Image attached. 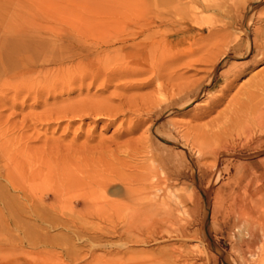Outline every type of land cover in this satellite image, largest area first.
<instances>
[{"label":"rangeland","instance_id":"rangeland-1","mask_svg":"<svg viewBox=\"0 0 264 264\" xmlns=\"http://www.w3.org/2000/svg\"><path fill=\"white\" fill-rule=\"evenodd\" d=\"M102 1L0 0V264H161L178 254L196 264H264V125L251 119L264 101V60L245 52L254 40L262 43L264 0ZM85 4L120 8L126 21L152 19L118 49L173 31L176 50L237 38L243 55L231 51L211 82V67L195 65L178 67L184 79L155 83L145 74L71 84L64 72L102 51L83 50L66 24L67 14ZM208 6L219 12L220 35L184 24L191 10ZM247 28L253 34L246 36ZM184 82L201 85L199 98L152 125L154 107ZM183 136L202 145L201 154L171 145L184 148ZM151 154L161 166L151 164ZM162 169L171 187L192 198L169 215H150L164 206L144 196L154 174L166 187Z\"/></svg>","mask_w":264,"mask_h":264},{"label":"bare ground","instance_id":"bare-ground-1","mask_svg":"<svg viewBox=\"0 0 264 264\" xmlns=\"http://www.w3.org/2000/svg\"><path fill=\"white\" fill-rule=\"evenodd\" d=\"M91 1H93V0H91ZM97 1H100V0H96V2ZM88 2H89V0H88ZM204 2H205V4L211 5L213 2H215V0H204ZM81 3H82V0H81ZM94 3H95V1H94ZM115 3H116V1H115ZM88 7L85 4L84 7L81 6L79 9L77 8L75 14L72 15L71 13H73V12H70L69 14H67L70 16V17H68V20L70 22H68V23L66 22V24L69 26V29H71L72 32L76 33L77 36H79V38L77 39V41L79 43L78 44L79 47L86 48V47H91L90 45H93V46H95L96 49H99V50L101 49L102 51L99 52L97 54V56L87 55L88 58L87 59L85 58L78 66H76V68L73 70L74 72H72V69L70 72L68 71V73L64 72L66 74V77H68L69 81L71 82V84L75 83L76 81L85 82L87 80L92 81L90 84H95L101 78H103V84L102 85H106L107 83L114 81V80L120 81L121 79H123V80L124 79H131L133 77L135 78L137 76L139 77V76L145 75V74L151 75L150 82L155 81V83H156V81L158 82V80L164 79V78H166L167 80L168 79L173 80L177 76H180V78L184 79L185 78L184 73H183V75H179V73L177 72V71H179V70H177L178 67L180 68L181 66H183L185 68H188V67H193L195 65H209L211 67L210 72H208V80H209V82H211L216 78L215 74H216V71L220 68V66L222 64L225 65V61L227 58H231V54H230L231 51L238 52V53L243 51L242 48H240V46H239L240 43L238 44L237 38L235 40L226 39L225 41L224 40L223 41L215 40L213 43L214 48L209 46L211 49L205 45H202L199 43L195 44V42H192V43L186 44V45L185 44L179 45L177 47V50H176L174 48L175 45H174L173 41L172 42L169 41V37L174 35L173 31H169L165 37H163V36L161 37V36H159L157 34H153V33L148 34V35H146V37L143 41L136 43V44H132V45L125 47V48H122V49L121 48L118 49V48H115L118 45H121V44L126 45V44H129L130 42L132 43L135 40H137L139 38V36L141 34H143L146 29L148 30V27H150L152 25V23H151L152 19H143V18L140 19V17H136L137 19H132V20L128 19V21H126L125 16H128V15H126V13L123 12L120 8H115V7H110V6H104V7L101 6V7H96V8H90V7L88 8ZM217 10H219V9H217ZM150 12H151L150 13L151 16L152 15L155 16V14L159 11L150 10ZM162 12H164V11H162ZM136 14H138V13H136ZM148 14H149V12H148ZM190 14H191V17L193 19L190 17L192 20L190 22L187 21L184 24L190 23V24L197 25V27H199V29H202V30L207 29V31H209V33L214 32L215 35H220V33H222V30L219 29L220 25H218L221 21V20L220 21L218 20L219 12L214 10L212 8V6H208V9L206 10V12H204L203 10L201 11L199 8H195L194 10L190 11ZM130 15L133 16V13L132 14L130 13ZM158 15H159V13H158ZM205 15H207V16H205ZM151 18H153V17H151ZM164 19H166V17H164ZM164 21H166V20H164ZM172 22H174V21H172ZM169 23H171V22H169ZM138 25H139V28H137ZM130 26L134 27V29L132 30V28H131L130 30L127 29V31H126V28L130 27ZM190 27L191 26L185 27L182 30H178V31H188L190 29ZM252 32L253 31H251V29L247 28L246 30H244L243 33H245L246 36H249ZM257 33H258L257 31L254 32V35H256ZM86 34H88L89 37H91V35H93L96 38L91 37L93 39L88 40L90 38L87 36L88 39H84L83 37ZM260 39L262 41L261 44H257L256 40H254V43L252 42V44L247 46V49L245 50V52H247V54H251V52H253L255 54V57L258 58V60L263 61L264 60V32H263ZM182 40L183 39H181L180 41H182ZM84 48H83V50L88 52V50L84 49ZM111 48L113 51L111 50L109 52V49H111ZM81 52L82 51H80V53ZM113 52H114V54H112ZM196 54H199V55L202 54V55L198 56V58L195 59V57H197ZM239 54L241 56L243 55L242 53H239ZM84 55H85V53H84ZM194 55H195V57H194ZM102 56H103V58L107 57V59L105 61L98 62L97 60H99L100 57H102ZM188 58L194 59V60H190V61L186 62L185 59H188ZM237 59H244V58L240 57ZM248 66H249V64H248ZM72 68H74V67H72ZM173 68H174V70H172ZM61 80H63V79H61ZM67 80H65V81H67ZM128 84H129V86H131V85L135 86L132 83H128ZM171 85L173 86L172 83H171ZM176 86H178V84ZM172 88H174V87H172ZM163 89H164L165 95H166V92L169 89H165L164 87H163ZM175 89H176V91L171 90V93L170 92H169L170 94L168 93L169 94L168 97L165 96V99L162 101L160 100L158 105H156L154 107L153 114L151 115V117H149L151 122H153V124L151 123L152 125H157L162 120L165 112L172 110L173 108L176 109V107L180 103H184L183 106H180V107H182V108L188 107L191 100L193 98L198 99L200 94H201V85H197V83H194V82L181 83L178 87H175ZM158 92L161 93L160 90H158ZM181 93L185 94L184 98H183L184 95L182 96ZM180 94H181L182 98H179ZM262 97L264 98V90L262 93ZM120 101L121 100H119V102ZM262 102L263 103H260V105L257 106V108L254 110L253 114L251 115L252 116V118H251L252 123H256L257 125H264V107L262 106V105H264V101L262 100ZM112 109L113 108H111V110ZM158 128L160 130L161 126H159ZM182 140L184 142L183 143L184 148L179 146L178 144H173V143L172 144L170 143V144L173 145L174 147H179L182 149L187 148L190 151H195L196 155L201 154V152L203 151L202 145L195 144L193 141H192L193 143L190 142L185 136L182 137ZM219 145H221V144H219ZM219 145L217 147L216 146H214V147H216L217 154L220 157L219 152H220L222 147ZM148 149H152V144L149 146ZM187 149H185V150H187ZM143 152L147 153L146 150H143ZM149 153H152V152H149ZM153 153H155V152H153ZM213 153H215V152H213ZM160 155H162V154H160ZM187 155H188L187 152H183V154H182L183 158H186ZM149 161L153 165H160L161 164L160 159L153 154H151ZM168 164H169V162H168ZM168 171H170V170H168ZM162 174L164 176H166L165 180L163 179L164 182H166L165 188H161V185H159V184L156 185V183H158V180H160V179H158V178H160V175H158V174H154V176H152V184L150 182L149 183L150 186L146 184L147 186H149V188H148V190H146L148 192L145 191L146 192V194L144 195L145 200H147L151 204H156V203H162V205L164 204V206L161 208L154 206V207H152V209L148 210L147 212L145 211L146 213H148L150 215L151 214L154 215L157 212H160L161 213L160 215H169L170 212L173 211L172 206H174V204L180 203L183 201L189 202V200H191V198H192V194L186 188H179L176 186L171 187L170 186L171 184H169V183H171L170 177L168 176V174L165 173V171L163 169H162ZM145 178H146V176H145ZM150 179H151V177L149 178V180ZM146 181H144V182L148 183V181L147 182ZM160 182H162V181H160ZM129 194H130V192H129ZM131 194H133V193H131ZM178 210H179V208H178ZM179 215H181V214H179ZM263 235L264 234H262V236ZM260 236H261L260 233H259V235L254 234L255 239H258ZM163 259H165V258H163ZM6 264H12V263H6ZM161 264H196V263H192V261H190L188 257H183V256L178 254V255H169L168 259L164 260L163 262L161 261Z\"/></svg>","mask_w":264,"mask_h":264}]
</instances>
